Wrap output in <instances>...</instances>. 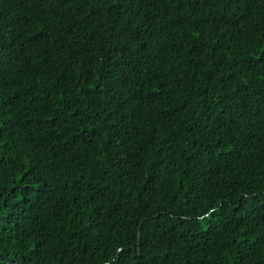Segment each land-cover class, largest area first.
I'll return each instance as SVG.
<instances>
[{"label": "trees", "instance_id": "16d2710c", "mask_svg": "<svg viewBox=\"0 0 264 264\" xmlns=\"http://www.w3.org/2000/svg\"><path fill=\"white\" fill-rule=\"evenodd\" d=\"M0 264H264V0H0Z\"/></svg>", "mask_w": 264, "mask_h": 264}]
</instances>
